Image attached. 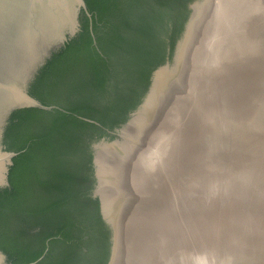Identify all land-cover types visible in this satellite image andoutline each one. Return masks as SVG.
<instances>
[{
    "label": "water",
    "instance_id": "95a60500",
    "mask_svg": "<svg viewBox=\"0 0 264 264\" xmlns=\"http://www.w3.org/2000/svg\"><path fill=\"white\" fill-rule=\"evenodd\" d=\"M81 10L90 16L84 0H0V189L17 154L2 143L8 119L51 108L28 88ZM189 10L141 103L91 145L106 264H264V0Z\"/></svg>",
    "mask_w": 264,
    "mask_h": 264
},
{
    "label": "trees",
    "instance_id": "16d2710c",
    "mask_svg": "<svg viewBox=\"0 0 264 264\" xmlns=\"http://www.w3.org/2000/svg\"><path fill=\"white\" fill-rule=\"evenodd\" d=\"M79 30L28 93L50 109L11 113L2 143L17 152L0 189L8 264H106L110 232L92 197L93 142L112 139L171 58L194 0H84Z\"/></svg>",
    "mask_w": 264,
    "mask_h": 264
},
{
    "label": "flooded vegetation",
    "instance_id": "af4514ba",
    "mask_svg": "<svg viewBox=\"0 0 264 264\" xmlns=\"http://www.w3.org/2000/svg\"><path fill=\"white\" fill-rule=\"evenodd\" d=\"M188 8H189V5H188ZM116 129V128H115ZM115 129L114 130H112V131H109V134H111V135H113L114 136V131H115ZM102 138H106V137H102Z\"/></svg>",
    "mask_w": 264,
    "mask_h": 264
}]
</instances>
